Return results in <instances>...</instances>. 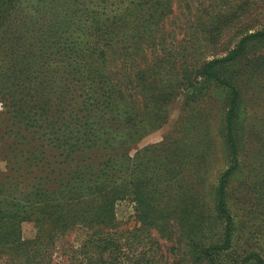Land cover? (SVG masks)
<instances>
[{"label":"trees","instance_id":"trees-1","mask_svg":"<svg viewBox=\"0 0 264 264\" xmlns=\"http://www.w3.org/2000/svg\"><path fill=\"white\" fill-rule=\"evenodd\" d=\"M183 1L185 6L186 0H103L100 7V0H36L21 8V0H0L2 121L17 143L29 147L32 163L42 160L48 145L66 163L65 174L30 185L23 193L27 204L0 202V264H264L259 251L238 245L229 200L231 178L244 161L240 82L244 75L264 74V26L241 32L219 56L176 69L177 50L164 40L171 31L169 14ZM213 31L210 42L217 36ZM169 58L176 77L164 87L159 75L170 67L152 64ZM211 88L223 94L228 157L213 189L217 238H209V225L194 220L187 235L182 228V243L163 250L140 226L118 230L114 204L127 194L135 199L138 222L152 226V161L155 169L162 165L158 156L152 160V143L133 154L131 149L166 121L163 108L180 90L191 114ZM172 138L154 148L164 150ZM250 152L246 167H254L249 174L257 169L258 188L264 189V142ZM11 195L14 190L0 184V198ZM23 214L36 225L32 240L20 237Z\"/></svg>","mask_w":264,"mask_h":264},{"label":"rangeland","instance_id":"rangeland-1","mask_svg":"<svg viewBox=\"0 0 264 264\" xmlns=\"http://www.w3.org/2000/svg\"><path fill=\"white\" fill-rule=\"evenodd\" d=\"M21 3L23 8L26 3L34 4L36 0H21ZM102 6L103 0H100ZM169 16L171 31L164 43L166 48L177 50L174 66L178 69L193 61L219 56L234 45L241 32L263 27L264 0H186L185 6L183 1ZM76 19L74 16L73 20ZM211 21L213 26L206 27L205 24ZM205 27L210 32L204 31ZM212 30L217 34L214 42L207 40ZM213 44L215 47H212ZM197 45L201 49L195 52L192 49ZM171 60L152 65L170 67ZM174 77L173 68L163 69L159 75L161 85H167ZM240 85L243 110L239 140L241 159L244 161L241 169L231 178L229 200L237 216L238 245L259 251L264 257V189L258 188L261 175L253 173L257 169L249 174V169L254 167H246L249 152L253 148L255 151L264 142V74L244 75ZM208 94L211 95L199 102L190 114L191 105H184L185 90H180L178 96L163 108L167 113L166 121L144 135L131 149L133 154L137 148L152 143V160L158 156L162 165L155 169L152 161V226L138 222L135 199L127 194L114 204L118 230L140 226L152 234V238L159 240L163 250L176 245L179 240L182 243V228L187 235L186 225L192 222L188 226L191 229L194 220L209 225V238H217L219 225L213 224L211 214L213 189L218 174L228 163V157L223 138V94L212 88ZM6 123L0 116V184L9 192L14 190L15 195L0 198V202L6 199L13 207L20 208L27 204L23 193L30 190V185L40 180L53 181L59 172L65 174L66 163H60L62 157L51 145L43 148L41 161L32 163L27 159L29 147L17 143L16 135L10 133ZM179 126V131L174 132ZM168 135L173 137L170 145L167 144L164 150L154 148ZM157 171L160 175L156 174ZM188 208H195V214H189ZM18 220L21 239H34L37 235L35 223L24 214ZM201 232L206 231L201 229ZM74 233L76 230L68 232L71 237ZM179 248L176 247L178 254L181 252Z\"/></svg>","mask_w":264,"mask_h":264}]
</instances>
